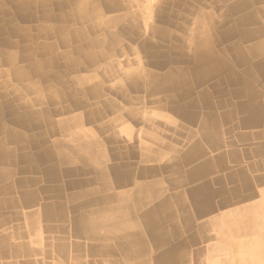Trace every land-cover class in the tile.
<instances>
[{"label": "crops", "instance_id": "0c3cea01", "mask_svg": "<svg viewBox=\"0 0 264 264\" xmlns=\"http://www.w3.org/2000/svg\"><path fill=\"white\" fill-rule=\"evenodd\" d=\"M107 1L0 0V139L18 152L0 160L9 169L0 176V264H264V0H160L161 16L157 0H119L124 9L111 10ZM78 2L99 4L106 19L133 13L147 40L173 51L153 66L138 50L141 34L126 37L125 19L114 25L137 58L115 56L117 69L142 70L132 78L139 87H127L139 101L126 104L104 75L108 61L97 94L76 81L95 67L81 52L109 37L90 28L97 18ZM252 11L257 21H241ZM202 12L214 30L193 28ZM24 28L40 30L27 38ZM205 39L225 54L222 75L198 52ZM16 69L26 76L12 77ZM103 96L142 115L123 114L122 125ZM10 129L19 137L7 138ZM53 142L55 154L38 157Z\"/></svg>", "mask_w": 264, "mask_h": 264}, {"label": "bare ground", "instance_id": "6f19581e", "mask_svg": "<svg viewBox=\"0 0 264 264\" xmlns=\"http://www.w3.org/2000/svg\"><path fill=\"white\" fill-rule=\"evenodd\" d=\"M35 1V0H34ZM49 0H43L44 4L47 7V2ZM68 1V0H67ZM221 1V0H217ZM224 2L226 0H223ZM54 2V1H53ZM251 2V1H250ZM30 3V2H29ZM77 4V3H76ZM156 7L153 9V13L155 12V14H157L158 16H161V14L164 13V9L162 7H164V5H161L160 0H157L156 3ZM242 4V0L239 3V5ZM54 5V4H53ZM147 6V4H146ZM149 6V5H148ZM1 7V5H0ZM32 7V6H31ZM77 7L79 9H83L84 11L88 13V15L94 14L95 17L97 18L96 21H94V24H91L90 28H93L94 25L96 28L101 27L105 30V33L109 35V37H98L95 40L91 41L88 45V49L86 51H82L81 53V60H89L93 65H95V67H93L92 69L87 70V68H85L84 73H79L75 76V79L78 83L80 84H86V83H92L91 88H89L90 92L92 93H98V81H97V71L103 69L104 67H102L100 69V62L102 61H108V63H106V66L103 70L104 75L109 77V79L114 80L112 83L115 87H118L119 89H116L117 92L120 94V96H122V98L125 100L126 104L131 103L133 101H139L140 98H132L131 95L129 94V91L127 90V87H133V88H138L139 84L136 83L135 80H132V78L134 79L135 75L141 71V68H137V67H130V68H125L122 70L117 69L116 64H117V60L115 58V56H123L125 61H137L136 56H132L134 55V50L133 48L124 43L123 40H121L119 37H117L113 31L112 28H114L115 24L120 25V21L122 19H125V21H123V26L121 28L122 32L126 34V37H128L129 39H134L137 34L140 35L141 32L143 30H145L144 28H146L142 22L137 18H135V15L123 12L120 13L119 16L116 17H111V18H102L103 15L101 13L100 10V6L97 3H94L92 5H88V4H81V2H78ZM91 7L96 8V11H92ZM113 7H119V9H124V4L119 1V0H108L107 3L105 4V8L106 9H112ZM145 7V6H144ZM235 10L236 8H238V5H235L233 7ZM143 9V8H142ZM148 9V8H147ZM58 10L59 7H58ZM63 10V9H62ZM193 10V9H191ZM262 10V9H261ZM264 11V9H263ZM1 12V9H0ZM106 12V11H105ZM116 12V11H115ZM151 13V11H149ZM192 12V11H191ZM253 12V11H252ZM15 13V12H14ZM37 13V12H36ZM43 13V12H42ZM71 13L76 14L79 13V11L77 10H71ZM19 14V13H18ZM25 14V13H24ZM193 14V13H192ZM200 13H198V20L197 22H195V26L193 27L194 29L197 30H202L205 32H209L210 30H214L216 27V21L215 22H210L209 18H210V13L209 12H202L201 15L199 16ZM35 16V15H34ZM145 16V15H144ZM143 16V17H144ZM77 17V16H76ZM90 17V16H89ZM72 18V16H71ZM250 19L252 21L255 22L257 21L254 18V12L253 13H248L247 15H245V18H243L241 21L245 20V19ZM55 20V19H54ZM162 20V19H161ZM57 21V20H56ZM137 21L138 23L136 24ZM58 22V21H57ZM71 22V21H70ZM164 22H167V20L165 19ZM129 23H131V26L129 25ZM81 24V23H80ZM9 27V26H8ZM39 28L44 29L46 28L45 26H41L38 24ZM76 27V26H75ZM74 27V28H75ZM12 29H17L16 25H11ZM39 28H35L36 30H40ZM257 28H259V30H264V25L262 24L260 27L258 26ZM35 29H28V28H24V30H21V32H25V36L27 38H30V32L35 31ZM161 30H158L157 27H155L154 25L148 26V30H152L154 31V33H156L157 31L160 32V38L164 39L163 37L165 36V32L164 30H162V28H159ZM48 30V29H47ZM75 30V29H74ZM81 30V29H80ZM99 30V29H98ZM12 31V30H11ZM91 31V30H90ZM88 32V28H85V30H83V33H87ZM93 32V31H92ZM44 33V32H43ZM71 33V32H70ZM45 34V33H44ZM73 35V34H72ZM82 35V34H81ZM145 35V34H144ZM144 35H140L139 39H140V43L138 44V50L141 52H143V55L148 58H150V61L146 60L149 64L153 65V66H162L163 64H165L166 62H168L169 60H173V58L171 57V55L173 54V51L170 52L171 50L166 49L163 50L161 49V45H157L156 43H152L151 41L147 40L146 37ZM70 37V36H69ZM86 37V36H85ZM26 38V39H27ZM3 39V38H2ZM84 39V38H83ZM71 40V39H70ZM48 41V40H47ZM213 42V41H212ZM97 43V44H102L104 45V49H100V50H94L93 46H91L92 44ZM214 44V43H213ZM26 45H30L28 47H32L31 46V42L27 41ZM21 46V45H20ZM264 46V45H263ZM76 47V46H75ZM154 47V48H153ZM20 48V47H19ZM25 48V47H24ZM197 49L198 52L201 51V55H205V57L210 60L209 62H207L209 64V66H214L216 73L217 74H221L222 75V70H224L225 68V59H224V53L220 52V53H216L215 49L212 47V44L207 40H202L200 42V45L198 46L197 43ZM26 50V49H25ZM38 50V49H37ZM39 50L43 53H48L49 49H48V44L46 43H41L39 44ZM60 53V51H59ZM177 53V52H176ZM25 55V54H24ZM179 55V54H178ZM175 58L176 60H185L186 58H184L183 56ZM2 56V55H1ZM22 56V55H21ZM60 56V55H59ZM176 56V55H175ZM20 57V56H19ZM3 58V57H2ZM61 59V58H60ZM80 60V57H76L74 59L75 63H82V61ZM81 61V62H80ZM73 62V61H72ZM69 65V64H68ZM34 67H38L40 66L39 63H33ZM118 66V65H117ZM133 66V65H132ZM56 69V68H55ZM136 70V71H135ZM63 71V70H62ZM144 71V70H143ZM55 71H53L54 73ZM56 73V72H55ZM27 72L24 71L23 69H16V70H11L10 75L14 78L17 77H21L23 78L24 76H26ZM70 74V73H69ZM65 75V74H64ZM171 75L173 78L178 79L179 77L183 76V73L180 72L179 70H175V71H171ZM146 76L154 78L156 76V74L154 73H147ZM225 76V74H224ZM59 78V77H58ZM73 78V77H72ZM129 82H127V81ZM235 80V78H234ZM44 81V80H43ZM42 81V82H43ZM107 82V81H106ZM56 83V82H55ZM62 83V82H61ZM26 84V83H25ZM77 84V83H76ZM63 85V84H62ZM90 85V84H89ZM43 87V86H42ZM241 87V86H240ZM22 88V87H21ZM28 88V87H27ZM242 88V87H241ZM78 89V88H77ZM243 89V88H242ZM241 89V91H242ZM245 89V88H244ZM35 90V89H34ZM45 90V89H44ZM98 90V91H97ZM107 90V89H106ZM239 90V89H238ZM80 91V89H79ZM108 91V90H107ZM240 91V90H239ZM11 92V90H10ZM131 92V91H130ZM243 93V92H242ZM49 94V93H48ZM15 95V94H14ZM52 95V94H51ZM114 95V94H113ZM118 95V94H117ZM39 96V95H38ZM62 96V94H61ZM60 96V97H61ZM24 97V96H23ZM62 98V97H61ZM43 100V99H42ZM103 105L106 107L104 109L109 110L110 112H114L117 113L118 116L116 117L117 120H120L122 122V125L124 124L123 122V118L121 115L123 114H131L134 117H139L142 114H137V109L136 108H132L130 106L127 105L126 106H121L120 104H118L117 102H114L113 100H111L108 97L103 96ZM34 101V100H33ZM38 101V100H37ZM44 101V100H43ZM41 102V101H40ZM101 102V101H100ZM128 102V103H127ZM77 103V102H76ZM81 103V102H80ZM17 104V103H16ZM41 104V103H40ZM78 104V103H77ZM82 105V104H81ZM80 105V106H81ZM7 107V106H6ZM11 107V106H10ZM74 107V106H73ZM22 108V107H21ZM75 108V107H74ZM159 108L161 109L162 106H159ZM2 110V109H1ZM99 110V109H98ZM144 111H146L145 109H143ZM5 111V110H4ZM96 111V110H95ZM101 111V110H100ZM3 115V114H2ZM30 115V114H29ZM84 115V114H83ZM105 116V115H104ZM103 117V116H102ZM100 118V117H99ZM10 120V119H9ZM77 121V120H75ZM32 123V122H31ZM17 124V123H16ZM39 124V123H38ZM37 124V125H38ZM14 125V124H13ZM36 125V124H35ZM42 126V125H41ZM51 133V131H47L43 137L49 136ZM125 134H127L129 136L130 132H126ZM114 135V134H113ZM42 136V135H41ZM19 135L12 129L8 130L7 132V138L9 139H15L18 138ZM108 137H114L112 136H108ZM39 140V139H38ZM77 140H75L74 142L76 143ZM81 141V140H80ZM80 141H77V143H79ZM87 141L89 143H96L95 141H93L91 138L87 139ZM5 140L4 139H0V160L6 161L8 163H12V161H14V159L17 157L13 152L12 149L8 148L6 146V144L4 143ZM46 142V141H45ZM163 144V143H162ZM161 145V144H160ZM59 146V142H53L52 145L48 148H46L44 151L40 152L38 154V157L40 158H45L47 156L53 155L55 154V152L53 151V149H51L52 147H58ZM217 147V146H216ZM34 148V147H33ZM38 148V147H37ZM219 148V147H218ZM57 150V149H56ZM64 150V149H63ZM33 152V151H32ZM25 153V152H24ZM25 156H28V154H25ZM57 156V155H56ZM59 158V157H58ZM204 158V157H203ZM35 159V158H34ZM19 160V159H17ZM16 160V161H17ZM26 161V160H25ZM18 162V161H17ZM24 162V161H23ZM32 162V161H31ZM59 162V161H58ZM27 163V162H26ZM9 173V169H2L0 170V176L2 175H7ZM189 176V175H188ZM185 193V192H184ZM223 220V219H222ZM218 222V221H217ZM226 222V221H224ZM208 223V222H206ZM205 223V224H206ZM220 223V222H219ZM207 225V224H206ZM202 227V226H201ZM234 228V227H233ZM202 229V228H201ZM205 237V236H204ZM36 242V241H35ZM255 247V246H254ZM254 252V251H253ZM207 256V255H206Z\"/></svg>", "mask_w": 264, "mask_h": 264}, {"label": "rangeland", "instance_id": "374dc122", "mask_svg": "<svg viewBox=\"0 0 264 264\" xmlns=\"http://www.w3.org/2000/svg\"><path fill=\"white\" fill-rule=\"evenodd\" d=\"M110 13H111V12H108L107 14L110 15ZM108 15H107V16H108ZM157 23H158V22H157Z\"/></svg>", "mask_w": 264, "mask_h": 264}]
</instances>
